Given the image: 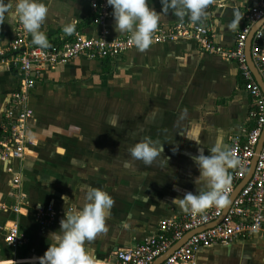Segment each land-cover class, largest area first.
<instances>
[{
    "label": "crops",
    "instance_id": "obj_1",
    "mask_svg": "<svg viewBox=\"0 0 264 264\" xmlns=\"http://www.w3.org/2000/svg\"><path fill=\"white\" fill-rule=\"evenodd\" d=\"M257 1L209 0L206 15L194 23L211 28L214 41L231 48L243 23L241 12ZM16 2L5 0L10 7L0 16V47L14 37L16 20L11 14ZM43 2L49 11L40 30L49 42L64 34L67 23L89 36H98L102 29L111 38L128 35L115 31L111 6L110 16L100 25L90 21L89 0ZM148 3L162 13L160 0ZM183 21L169 9L159 25ZM233 21L236 29L228 27ZM42 77L28 100L34 113L28 128L32 145L22 160L0 162V225L17 223L27 240L12 251L0 236V264H40L64 212L82 205L85 185L114 199L106 231L85 244L103 264H115L116 250L134 247L151 237L159 222L184 212L171 203L173 198L203 190L202 181L195 183L199 170L192 157L201 150L208 155L221 134L229 146L231 137L248 123L250 97L237 64L202 53L189 40L132 49L118 62L78 57L44 71ZM16 87V72L1 66L0 125ZM82 101L87 103L85 122L73 116L81 112ZM113 115L119 118L115 128L108 123ZM145 139L162 146L160 157L151 165L136 160L124 167L132 160L128 149ZM14 175L20 176L26 197L20 214L11 210L16 202L11 190ZM48 205L55 218L42 227L34 213ZM189 264H264V236L202 247Z\"/></svg>",
    "mask_w": 264,
    "mask_h": 264
},
{
    "label": "built area",
    "instance_id": "obj_2",
    "mask_svg": "<svg viewBox=\"0 0 264 264\" xmlns=\"http://www.w3.org/2000/svg\"><path fill=\"white\" fill-rule=\"evenodd\" d=\"M241 15L243 23L235 34L231 48L218 45L211 28L189 21L159 25L153 33L151 45L189 40L196 44L200 52L220 56L237 64L244 80L243 87L250 97V109L248 123L240 127L239 134L232 136L229 142L228 147L240 159L241 165L230 169L232 179L228 197L245 178L256 157L251 177L227 210V204L212 206L196 216L182 212L170 220L159 222L151 237L134 247L116 250L113 253L115 264H154L156 261V264H189L202 247L264 236V22L255 29L249 50L263 89L247 65L245 51L251 28L264 17V0H258L245 8ZM109 16L110 5L107 0H89L92 24L101 25ZM129 35L111 38L109 31L102 29L98 36H89L74 29L72 34L58 35L57 40L49 42V47L41 49L30 42V34L17 21L13 39L0 47V67L15 71L17 76V87L2 112L0 162L22 160L27 147L32 145L28 128L34 113L28 100L36 84L42 81L44 71L78 57L118 62L127 51L136 49L128 43ZM20 185V176L14 175L11 190L16 202L11 210L15 214L25 210L26 197ZM0 208L3 206L0 205ZM34 218L42 227L48 226L55 218L52 206L37 209ZM0 236L12 251L27 244L26 237L15 222L0 225ZM180 240L183 242L174 247Z\"/></svg>",
    "mask_w": 264,
    "mask_h": 264
},
{
    "label": "clouds",
    "instance_id": "obj_3",
    "mask_svg": "<svg viewBox=\"0 0 264 264\" xmlns=\"http://www.w3.org/2000/svg\"><path fill=\"white\" fill-rule=\"evenodd\" d=\"M209 0H160L162 13L169 9L181 21L185 17L191 22H199L206 15ZM113 9L112 16L115 22V31L128 33V43L143 51L152 43L153 33L157 30L162 13H158L149 6L148 0H107ZM5 0H0V16L9 11ZM48 7L43 0H17L11 14L12 20H18L23 28L31 34L32 43L41 49L49 47L46 34L41 31ZM237 22L228 25L236 29ZM74 23L63 26L65 34H72ZM187 113H182V118ZM119 118L115 115L108 119L112 128L117 127ZM191 139L190 137H185ZM192 140V139H191ZM222 134L217 137L215 145L208 150V155L200 154L192 157L199 170L196 182H203V190L197 189V194L186 192L183 197L173 198L171 203L178 205L185 213L193 216L204 212L212 206H224L229 203L228 191L231 184L229 169L241 165V161L233 154V150L222 142ZM163 151L162 146L157 148L154 143L145 139L135 143L128 149L132 158L125 161L124 167L132 166V161H142L151 165ZM114 205L113 197L102 189L85 185L83 203L79 207L72 206L64 212L60 220L58 231L52 232V243L49 244L40 264H103L98 260L95 252L86 247V241L106 231V218Z\"/></svg>",
    "mask_w": 264,
    "mask_h": 264
},
{
    "label": "water",
    "instance_id": "obj_4",
    "mask_svg": "<svg viewBox=\"0 0 264 264\" xmlns=\"http://www.w3.org/2000/svg\"><path fill=\"white\" fill-rule=\"evenodd\" d=\"M264 22V17L258 21L252 28H251V31L248 35V38H247V42H246V62H247V65L249 66L254 78L256 79V81L260 84V86L262 87L263 89V85H262V82L257 74V71L252 63V60L250 58V54H249V50H250V42H251V38H252V35L255 31L256 28H258L262 23ZM263 137H264V131H263V134H262V140H263ZM259 148V146H258ZM255 162H256V157L253 158L252 162H251V165L249 167V170L247 172V175L245 176V178L237 185V187L234 189L232 195L230 196L229 198V203L227 204V207H226V210L228 209V207L230 206V204L232 203L233 199L236 197V195L238 194V192L240 191V189L245 185V183L249 180V178L251 177V174L253 172V169H254V165H255ZM183 242V240H180L178 241L174 247H177L179 246L181 243ZM158 261H156L154 264H156Z\"/></svg>",
    "mask_w": 264,
    "mask_h": 264
},
{
    "label": "rangeland",
    "instance_id": "obj_5",
    "mask_svg": "<svg viewBox=\"0 0 264 264\" xmlns=\"http://www.w3.org/2000/svg\"><path fill=\"white\" fill-rule=\"evenodd\" d=\"M17 21L18 20H16V25H17ZM29 97H30V95H29ZM28 104H29V102H28ZM81 104H82L80 106L81 112L79 114H77V115L75 113V115H73V116H78V119H79L80 122H82V121L85 122L86 121V116H87V103L85 101H82Z\"/></svg>",
    "mask_w": 264,
    "mask_h": 264
},
{
    "label": "bare ground",
    "instance_id": "obj_6",
    "mask_svg": "<svg viewBox=\"0 0 264 264\" xmlns=\"http://www.w3.org/2000/svg\"><path fill=\"white\" fill-rule=\"evenodd\" d=\"M11 184H12V181H11Z\"/></svg>",
    "mask_w": 264,
    "mask_h": 264
}]
</instances>
